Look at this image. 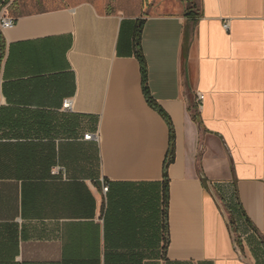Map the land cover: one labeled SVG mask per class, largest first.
Here are the masks:
<instances>
[{
	"label": "crops",
	"instance_id": "0c3cea01",
	"mask_svg": "<svg viewBox=\"0 0 264 264\" xmlns=\"http://www.w3.org/2000/svg\"><path fill=\"white\" fill-rule=\"evenodd\" d=\"M197 7L0 30V264H264V0Z\"/></svg>",
	"mask_w": 264,
	"mask_h": 264
},
{
	"label": "rangeland",
	"instance_id": "374dc122",
	"mask_svg": "<svg viewBox=\"0 0 264 264\" xmlns=\"http://www.w3.org/2000/svg\"><path fill=\"white\" fill-rule=\"evenodd\" d=\"M86 1L96 5L103 13H117L127 17L174 13L195 14L198 11V0H15L6 8L12 17L17 18L78 5Z\"/></svg>",
	"mask_w": 264,
	"mask_h": 264
},
{
	"label": "built area",
	"instance_id": "2783aa9c",
	"mask_svg": "<svg viewBox=\"0 0 264 264\" xmlns=\"http://www.w3.org/2000/svg\"><path fill=\"white\" fill-rule=\"evenodd\" d=\"M8 8L3 9L1 15H0V30L2 31H6L9 29H12L15 24H16V19L14 17H12L9 13V11L7 10ZM227 29L229 27L228 24H226L225 26ZM203 96L199 95L198 99L199 102L203 101ZM73 107H74V99L70 98L64 101L63 104V110L66 112H71L73 111ZM84 140L86 141H92V140H99V135H95V134H87L84 137ZM109 191V186L104 185L103 186V192L104 193H108Z\"/></svg>",
	"mask_w": 264,
	"mask_h": 264
},
{
	"label": "trees",
	"instance_id": "16d2710c",
	"mask_svg": "<svg viewBox=\"0 0 264 264\" xmlns=\"http://www.w3.org/2000/svg\"><path fill=\"white\" fill-rule=\"evenodd\" d=\"M11 2V0H6L5 1V7ZM1 12V11H0ZM140 27H137V31H136V34H135V37H136V46H137V49H138V55H139V58L142 60V63L144 65V61H143V58L142 56L140 55ZM2 33L0 32V71H1V64H2V60H3V57H4V47L2 45ZM144 68V66H143ZM143 73H144V81H145V86L147 85V76H146V71L145 69H143ZM145 91L147 93V96H148V88L147 86L145 87ZM165 205H166V219H167V216H168V189H167V192H166V199H165Z\"/></svg>",
	"mask_w": 264,
	"mask_h": 264
}]
</instances>
